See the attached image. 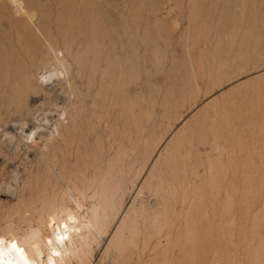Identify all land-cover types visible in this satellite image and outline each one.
I'll use <instances>...</instances> for the list:
<instances>
[{
  "label": "bare ground",
  "instance_id": "1",
  "mask_svg": "<svg viewBox=\"0 0 264 264\" xmlns=\"http://www.w3.org/2000/svg\"><path fill=\"white\" fill-rule=\"evenodd\" d=\"M235 1L239 24L257 17L251 3ZM104 2L80 0V16L68 21V30L56 32L50 11L37 0H4L13 34L0 40V132L15 142L17 156L25 150L26 158L34 156L46 169L28 202L18 196L14 209L26 215V226L0 227V264H94L96 247L108 236L99 264H133L134 242L148 226L154 232L150 238L168 242L178 229L187 250L180 261L188 264L197 226L211 222L210 202L220 208L222 222L233 225L235 214L257 196L255 158L247 154V161L238 163L231 152L226 165L222 130L215 128L212 114L183 127L162 150L161 137L141 158L138 148L147 149L148 139L131 130L137 115L127 88L142 78L146 53L158 55L179 42L187 52L192 86L199 88L193 52L211 46L216 30L211 19L223 0H123L119 31L108 24ZM238 30L233 25L225 34L230 45ZM118 105L122 128L114 117ZM9 124L13 130L7 133L3 127ZM227 175L241 176L243 184L228 185ZM199 177L207 184L202 195L196 194ZM223 192L226 199L220 201ZM128 194L132 202L125 211Z\"/></svg>",
  "mask_w": 264,
  "mask_h": 264
},
{
  "label": "rangeland",
  "instance_id": "2",
  "mask_svg": "<svg viewBox=\"0 0 264 264\" xmlns=\"http://www.w3.org/2000/svg\"><path fill=\"white\" fill-rule=\"evenodd\" d=\"M37 1L41 8L45 7L48 12L50 11L51 26L56 32L68 30L70 28L68 21L78 18L82 10L80 0ZM104 1L102 10L108 24H115L116 30L119 31L125 12L123 0ZM246 1L247 7L251 4L256 7L255 19L247 18L245 24H239V8H236V1L223 0L219 10L211 19V24L216 29L211 35V46L193 52L198 61V72L201 77L198 81L199 88L194 90V85L192 86L193 82L191 83L188 76L187 52L179 42H175L158 55L149 50L143 64L142 78L134 80L127 88L128 102L136 105L137 120L131 125L132 133L148 139L147 149L139 146L138 158H141L146 150L151 149L164 136L160 149L162 150L168 142L174 140V135L183 127L192 126L198 119L206 118V114L210 113L214 117L215 128L222 130L219 142L224 148L226 165L229 167L231 152L237 154L238 163L247 161V154L253 155L256 160L259 174L255 183L258 192L250 203L252 205L236 213V221L232 225L229 222H222L220 208L210 202L211 222L209 225L197 226L193 261L188 264H264V168L262 167L264 163V0ZM11 24L10 9L5 6L4 0H0V40L6 35L13 34ZM233 25L240 26V30L236 43L230 45L225 34L231 32ZM113 37H117V34ZM114 117L117 128H122L125 118L121 106H117ZM9 125H6L8 128L3 127L8 129L7 133L13 130V126ZM203 125L206 128L210 126V122L206 120ZM207 137L210 142L214 140L210 134ZM93 141L91 140V145H94ZM105 144L108 148V144ZM15 147V142L11 143L9 136L0 132V227L2 228L10 223L21 226L24 222L22 226H26V215L16 213L14 209L18 196L21 194L22 199L28 202L37 180L43 177L46 169H44L45 164L38 167L33 162L34 156L26 158L25 150H19L21 154L17 156ZM203 153L204 151H200V154ZM201 161L198 163L200 167ZM30 163L33 165L31 166ZM200 171L202 175L204 171L202 169ZM201 179L203 177H199L195 185L197 195H202L206 191L207 184ZM233 181L240 186L243 184L241 176L227 175L224 179L228 185ZM126 198L125 211L132 202L131 194ZM225 199L226 195L223 192L219 200ZM150 227L148 226L134 242L133 264H182L180 260L186 255L187 250L184 240L179 237L181 235L178 234V229L171 232L173 237L168 242L164 239L159 241L150 238L154 234ZM206 233L205 240L203 235ZM109 241L110 236L105 237L96 247L94 264L101 263Z\"/></svg>",
  "mask_w": 264,
  "mask_h": 264
},
{
  "label": "snow or ice",
  "instance_id": "3",
  "mask_svg": "<svg viewBox=\"0 0 264 264\" xmlns=\"http://www.w3.org/2000/svg\"><path fill=\"white\" fill-rule=\"evenodd\" d=\"M13 247H15L14 245H13ZM19 251V250H18Z\"/></svg>",
  "mask_w": 264,
  "mask_h": 264
}]
</instances>
